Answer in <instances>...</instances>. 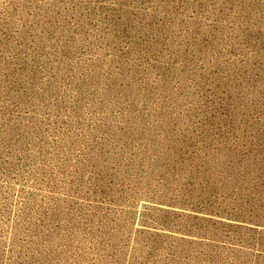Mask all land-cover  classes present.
Masks as SVG:
<instances>
[{"label": "rangeland", "instance_id": "obj_1", "mask_svg": "<svg viewBox=\"0 0 264 264\" xmlns=\"http://www.w3.org/2000/svg\"><path fill=\"white\" fill-rule=\"evenodd\" d=\"M0 264H264V0H0Z\"/></svg>", "mask_w": 264, "mask_h": 264}]
</instances>
